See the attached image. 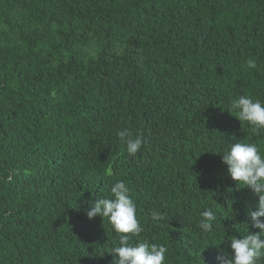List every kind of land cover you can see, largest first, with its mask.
Listing matches in <instances>:
<instances>
[{"label":"trees","instance_id":"obj_1","mask_svg":"<svg viewBox=\"0 0 264 264\" xmlns=\"http://www.w3.org/2000/svg\"><path fill=\"white\" fill-rule=\"evenodd\" d=\"M239 95L264 101V0H0V264H114L118 236L85 209L118 180L139 222L164 213L156 228L218 264L258 231L245 214L258 197L220 153H264V130L231 108ZM121 131L143 136L135 157ZM206 209L211 233L197 227Z\"/></svg>","mask_w":264,"mask_h":264},{"label":"clouds","instance_id":"obj_2","mask_svg":"<svg viewBox=\"0 0 264 264\" xmlns=\"http://www.w3.org/2000/svg\"><path fill=\"white\" fill-rule=\"evenodd\" d=\"M247 66L255 69L257 65L249 61ZM231 108L238 110V120L246 122L254 133L259 134L260 130H264V101L239 95ZM119 136L121 141L126 142L127 154L132 157L145 144L142 135L130 138L127 131H121ZM220 153L222 163L226 165L227 173L237 187L247 192L251 190L253 195L248 194L251 201H247L254 206L255 197H258L255 210L247 208L245 213L250 217L252 227L258 231L248 229L240 234V238L233 236L228 240L231 253L218 251L216 259L218 264H261L264 261V153L257 144L251 142H234ZM14 174L10 172L7 180L11 181ZM131 192L123 180H118L112 184L109 196L96 198L85 209L89 220L97 216L107 218L118 236L117 246H113L109 252L114 264H200L196 258L191 259L187 255L182 239L179 238L183 236L179 230L171 225L166 228L155 227L154 221H167L164 213L158 210L151 211V214L147 212L139 222L137 205ZM216 220L215 212L206 209L200 214L197 227L203 233H211Z\"/></svg>","mask_w":264,"mask_h":264}]
</instances>
